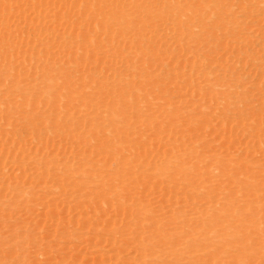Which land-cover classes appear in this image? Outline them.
Instances as JSON below:
<instances>
[{
  "label": "rangeland",
  "instance_id": "obj_1",
  "mask_svg": "<svg viewBox=\"0 0 264 264\" xmlns=\"http://www.w3.org/2000/svg\"><path fill=\"white\" fill-rule=\"evenodd\" d=\"M0 264H264V0H0Z\"/></svg>",
  "mask_w": 264,
  "mask_h": 264
},
{
  "label": "bare ground",
  "instance_id": "obj_2",
  "mask_svg": "<svg viewBox=\"0 0 264 264\" xmlns=\"http://www.w3.org/2000/svg\"><path fill=\"white\" fill-rule=\"evenodd\" d=\"M254 40V39H253ZM252 40V41H253ZM256 42V41H255ZM256 44H258L257 42H256ZM256 44H254V42H248L246 45H247V47H246V50H249V51H254V49L256 50Z\"/></svg>",
  "mask_w": 264,
  "mask_h": 264
}]
</instances>
